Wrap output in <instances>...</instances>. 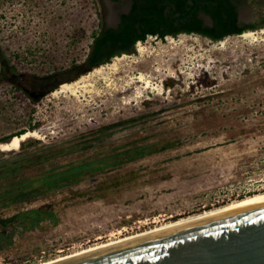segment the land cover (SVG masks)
<instances>
[{"label": "rangeland", "instance_id": "rangeland-1", "mask_svg": "<svg viewBox=\"0 0 264 264\" xmlns=\"http://www.w3.org/2000/svg\"><path fill=\"white\" fill-rule=\"evenodd\" d=\"M106 3L112 5L102 0L95 4ZM95 4L92 0H0V70L2 60L9 59L16 70L7 77L33 92L34 98L39 96L35 118L43 124L37 137L28 138L39 142L26 151L32 155L47 145L63 148L62 156L47 164L60 168L95 151L137 140L158 148L175 144L33 202L0 205V217L50 202L56 214L28 229L25 222L15 226L0 221V264L48 261L173 221L174 216L264 193V25L251 30L257 36L253 41L241 35L219 41L195 33L163 39L150 35L136 43L134 53H126L129 58L112 74L116 87L97 80L95 93L55 96L54 89L40 96L37 73L68 66L70 58L87 53L89 38L73 44L70 33L76 26L87 31L89 19L98 23L97 12L91 18L76 16L82 6ZM239 20L264 22V0L242 1ZM139 44L145 47L143 54ZM85 66L81 62L78 68ZM141 72L151 85L139 82L127 88L128 76L136 80ZM10 86L0 83V138L22 126L16 121L20 106ZM106 128L97 145L84 152L83 146H77ZM14 156L6 154L2 159Z\"/></svg>", "mask_w": 264, "mask_h": 264}, {"label": "trees", "instance_id": "trees-1", "mask_svg": "<svg viewBox=\"0 0 264 264\" xmlns=\"http://www.w3.org/2000/svg\"><path fill=\"white\" fill-rule=\"evenodd\" d=\"M242 1L244 0H133L132 10L128 15L123 16L124 21L119 29L100 31L99 22L93 28L96 51L108 41L111 43L109 48L112 51L101 57L94 52V58L89 57L86 62L81 61L83 56L75 55L70 58L71 63L68 66L55 65L50 71L37 73L35 83L41 92L40 96L57 89L64 82H72L87 71L111 62L114 56L134 53L136 43L146 40L150 35L163 39L168 35L175 37L182 33H195L219 41L231 35H240L247 30L262 27L264 22L259 24L240 22L238 7ZM201 13L210 16L211 24L204 23ZM70 36L73 44L81 43L85 36L88 37L84 29L75 30ZM1 56L5 57L3 54ZM16 56L20 58L18 54H15V58ZM81 62L86 66L79 70ZM15 70L16 66L11 64L9 59L4 58L1 62L0 83L4 81L11 83L10 91L20 106V115L16 121L22 126L10 135L1 137L0 143L8 142L13 136L22 135L26 131L38 130L43 124L42 120L35 118L39 96L34 98L33 92L13 83L7 77L8 73ZM56 75L59 76L58 79L54 78ZM105 130L107 128L99 130V133L92 138L81 139L83 141L77 146H83L84 152L91 146L97 145L105 135ZM38 142L36 139H26L21 143L18 152L0 151V205L33 202L44 194L60 191L109 168L139 160L175 144L167 143L164 147L158 148L155 143L137 140L127 146L116 148L111 146L106 150H98L81 161L53 168L47 164L58 160L65 150L58 146L47 145L37 154L31 155L26 151ZM6 154L15 156L9 160L2 159ZM55 216L54 203L50 202L20 211L11 217H0V221L12 222L15 226L25 222L23 227L28 229L37 226L44 219ZM176 219L179 217L174 216L173 220Z\"/></svg>", "mask_w": 264, "mask_h": 264}, {"label": "water", "instance_id": "water-1", "mask_svg": "<svg viewBox=\"0 0 264 264\" xmlns=\"http://www.w3.org/2000/svg\"><path fill=\"white\" fill-rule=\"evenodd\" d=\"M205 19L211 24L208 17ZM52 264H264V202L180 223Z\"/></svg>", "mask_w": 264, "mask_h": 264}, {"label": "bare ground", "instance_id": "bare-ground-1", "mask_svg": "<svg viewBox=\"0 0 264 264\" xmlns=\"http://www.w3.org/2000/svg\"><path fill=\"white\" fill-rule=\"evenodd\" d=\"M241 37L246 38V39H251L253 41L254 39H256L257 36H256V32L250 30V31L243 32ZM173 41L174 40L171 39L169 44L173 43ZM137 47H138V51L143 54L144 51H145L144 45L139 44V46H137ZM126 58L128 59L129 55L124 54L122 57L121 56H117L112 62H109L107 64H103V65L95 68L94 70L90 71L88 74L81 75L78 79H76V80H74L72 82H64V83H62L60 85V87L57 88L54 91V95L58 96V95H60L62 93H70L71 95H73L75 97H80V93L81 94L82 93L83 94H88V93L98 92V90H96V81L97 80L102 81L105 84V86H107L109 88H111L112 86H115L114 79L112 78V74H115V73H117L119 71L121 61H123ZM133 79H134V77L132 75L128 76V79L126 80V84H125L127 86V88H128V86H131V84H133V86H134V83L136 84V83H139V82H144V84H146V85H151V83H152L150 78H148V76L146 74H144L143 72H141L136 77V80H133ZM143 86H142V88H144ZM136 88H137V92L136 93H138L137 96H140L141 89H140L139 86H137ZM157 90H158V88H157ZM98 94H100V93H98ZM38 135H39V132L37 130H34V131H26L22 135L13 136L10 141L0 143V151L1 150L2 151H10V150L19 149L20 146H21V143L23 141H25L26 139L31 138V137H37ZM261 202H264V193L255 194L253 196L247 197V198L239 200L237 202H233L231 204L215 207L213 209L204 210L202 212H198V213L191 214V215H188V216H185V217H181V218L173 220V221L165 222V223L156 225L154 227L145 229L143 231L130 233V234H126V235H120L119 237L111 239V240H109L107 242H102V243H98V244H95V245H91V246L83 248V249H81L79 251H75V252H72V253H69V254H66V255H61V256H59L57 258H54V259H51V260H48V261H43V262L36 263V264H52V263H55V262H59V261H62V260L77 256L79 254H83V253H87V252L93 251L95 249H98V248H101V247H104V246H107V245H111V244H114V243H118V242H121V241L132 239V238H135V237H138V236H142V235H145V234L157 231V230H161V229H164V228H167V227H170V226H174V225H177V224H180V223H184V222H187V221H191V220H195V219H198V218L206 217V216L213 215V214H216V213H220V212H223V211H227V210H231V209H234V208L247 206V205H251V204L261 203ZM120 233H122V232H120Z\"/></svg>", "mask_w": 264, "mask_h": 264}, {"label": "flooded vegetation", "instance_id": "flooded-vegetation-1", "mask_svg": "<svg viewBox=\"0 0 264 264\" xmlns=\"http://www.w3.org/2000/svg\"><path fill=\"white\" fill-rule=\"evenodd\" d=\"M93 3H96V0H92ZM103 2H108L112 5H107V3L102 7H98L96 4L94 6H82L80 11H78L76 14L78 19L85 18L84 16L87 14V18H91L90 14L96 13L99 15L98 22H99V28L101 30H109V29H119L121 24L123 23V16L128 15L132 10L133 0H102ZM240 5V4H239ZM239 8V7H238ZM87 10V11H86ZM81 14V15H78ZM200 16L203 18L204 23L206 22V17H208L210 20V16H207L203 13L200 14ZM73 20V18H72ZM94 21V20H93ZM93 21L91 22V19H89L88 23L90 24L88 27H84L87 30V35L89 38V41L87 42L88 50L87 53H85L81 59V61H88L89 57L94 58V52L98 54V57L104 56L112 51V49L109 48V45L111 44L110 41L105 43L102 47L98 48L96 51L95 49V35L93 32V28L95 27ZM79 26H76L75 29H73V32L70 34L73 35L75 30H78Z\"/></svg>", "mask_w": 264, "mask_h": 264}, {"label": "clouds", "instance_id": "clouds-1", "mask_svg": "<svg viewBox=\"0 0 264 264\" xmlns=\"http://www.w3.org/2000/svg\"><path fill=\"white\" fill-rule=\"evenodd\" d=\"M146 89H148V87L146 88ZM152 92H149V94H151Z\"/></svg>", "mask_w": 264, "mask_h": 264}, {"label": "built area", "instance_id": "built-area-1", "mask_svg": "<svg viewBox=\"0 0 264 264\" xmlns=\"http://www.w3.org/2000/svg\"><path fill=\"white\" fill-rule=\"evenodd\" d=\"M240 35H242V34H240Z\"/></svg>", "mask_w": 264, "mask_h": 264}]
</instances>
